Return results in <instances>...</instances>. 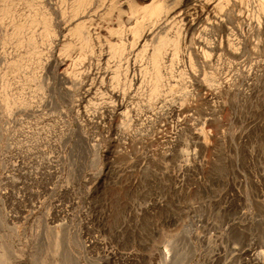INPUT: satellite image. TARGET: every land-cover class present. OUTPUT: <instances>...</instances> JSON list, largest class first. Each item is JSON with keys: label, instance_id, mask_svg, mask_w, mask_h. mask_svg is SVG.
Masks as SVG:
<instances>
[{"label": "rangeland", "instance_id": "374dc122", "mask_svg": "<svg viewBox=\"0 0 264 264\" xmlns=\"http://www.w3.org/2000/svg\"><path fill=\"white\" fill-rule=\"evenodd\" d=\"M59 1L69 17L72 1ZM120 1L96 0L85 28L115 21ZM163 1L167 10L178 2ZM214 1L219 19L205 39L224 47L200 65L183 57L179 25H169L133 56L142 82L118 116L109 95L130 90L123 64L131 41L114 57L105 40L68 33L77 83L66 90L56 76L60 66L47 64L48 0H0L4 264H264V0ZM233 26L247 28L243 49ZM157 46L167 57L160 76L149 60ZM101 49L110 57L101 73L107 69L111 78L99 84L81 64L95 63ZM201 87L211 102L201 100ZM171 104H193L183 117L187 126L170 141L158 139ZM76 106L92 114L78 120ZM200 130L205 138L196 137Z\"/></svg>", "mask_w": 264, "mask_h": 264}, {"label": "bare ground", "instance_id": "6f19581e", "mask_svg": "<svg viewBox=\"0 0 264 264\" xmlns=\"http://www.w3.org/2000/svg\"><path fill=\"white\" fill-rule=\"evenodd\" d=\"M5 1H7V0H5ZM58 1L59 0H48V4H47L48 10L45 11L46 18H44L45 23H44V21H43V23L45 25H47V27L46 26L45 27L48 29L47 32L50 36L49 37L50 38V40H49L50 44H48V45H50L49 46L50 47L49 48V53H50L49 56L50 57L48 59L47 64L53 70L56 67L60 66V72L57 73L56 76L58 77L60 86L63 87L64 89L71 90L72 88H74V85L77 83V81L75 79H73V76L71 77L70 72H69L72 62H71V58L67 54L69 53V51L73 47H72V43H70L71 40H70L68 33L73 32L72 34L76 35L75 37H77V38H82V37L84 38L85 37L88 39V42H90V43L92 40L93 41L94 40L95 41H102L101 39H103V41L105 40L107 42V44L109 45V51L110 52L112 51L111 54H113L114 57H118V56L122 55L123 50H124V47H123L124 43L123 42L129 41V43H130V41H131L130 55L126 57L125 65L123 64V66H125V69H124L125 72L124 73H125V77L127 80L126 82L129 83L130 90H129V92L126 91L127 95H126V93L120 92L119 91L120 89H118V88H117L118 91H110L109 90L110 91V95H109L110 101L112 102V104H113L112 106L114 107L113 111H111V113H113V114H117V115L120 114V112L122 111V108L125 106L124 105L125 102L127 101V100L126 101L124 100L125 97L128 96L129 94H131L133 88L135 86H138V84L140 82H142L141 75H140L141 72L139 73V71L141 70L140 65H137L136 59H134L133 56L135 57L141 51L145 50L148 47V42H152L156 38L158 39V36L163 32V30L168 28L169 25H171L173 23H177L179 25L180 33L182 34L181 35V43L183 45L182 46L183 47V49H182L183 50L182 51L183 57H185V58L186 57L187 58L193 57V59H196L197 62L200 63V65H201V62L205 58H207V54H208V56L209 55L211 56V57L209 56L210 58H212L213 55H215V54L217 55L216 52H219V50L222 47H224V45L222 46V44H223L222 40H220V41L214 40L213 43H208L205 39L207 37L208 31H209L208 28L210 26H213L215 23H217L216 20L219 19L215 15L216 13H214L215 9L218 7V5L215 4L214 0H177L178 1L177 4L172 9H168V10L166 9V4L164 3L163 0H121L120 2H118V6L115 7L118 10V16H117L115 21H109L108 23L99 24V25H95V26H94V24H91L92 26H94L91 29H89L90 27L89 28L87 27L88 29L85 28V23L83 22V20H84V18L89 16V13H90V11H92V9L94 7V3L96 2V0H71L72 1L70 3L71 4V6H70L71 10H70V7H68L69 11H70L69 17L66 14L67 11L65 12V10H67V9H64V10L61 9L60 5L62 6V2L61 1L58 2ZM63 2H66V1H63ZM58 3L60 4L59 6H58ZM124 8H126L128 10V12H126L127 10H124ZM117 10L115 12H117ZM138 14L139 15L141 14V16H139ZM42 15H44V14H42ZM137 15L141 18H138ZM44 16H42V17H44ZM90 16H91V14H90ZM42 17H41V20H43ZM220 17L223 18V17H226V15L222 14ZM33 18H32V20H33ZM88 20H90V19H88ZM31 23H32V21H31ZM33 23L34 24L36 23V19ZM25 24H27V23H25ZM17 25H19V23ZM250 25H251V23H250ZM88 26H89V24H88ZM126 26H129V29H130L129 34H127V33L123 34L122 29ZM245 29H247V28H245ZM244 30L242 28H240V26L239 27L233 26V32H234V35L236 36V40H239V43H236V44H238V45L240 44V47H242V49L246 46L245 45L246 38H247L246 36L248 35V34L247 35L245 34ZM228 35H229V33H228ZM230 37L226 41H228L227 43L229 46L234 47V41L230 40V42H229ZM248 39H249V37L247 38V40ZM160 46L153 48L152 53H150L152 48H150V50H149L150 51L149 53L151 54V56H149L150 57L149 60H151L150 61L151 66H153V68L157 71L156 76H160L158 72L160 70L162 63L166 62V58H167V57H164V55H162V48ZM104 49H101L100 55H98L99 57L95 63L93 62L94 61L93 60V61H90V62L87 61V62L81 64V67H83V69L85 68V70H87V71H84L86 78L89 80L91 79L92 82L93 81L99 82V84L106 82L107 80H110V78H111L110 74H109V73H111V71H108L106 68H104V69H106L105 72L101 73L102 67L104 65L106 66L108 64L107 60L109 57V53H108L109 51L104 52ZM241 51L242 50H240V52ZM240 56H242V55H240ZM183 57H182V60H183ZM86 60H88V59H86ZM189 60H191V59H189ZM84 61H82V62H84ZM184 61H185V59H184ZM166 64H167V62H166ZM114 66H116V65H114ZM108 67H110V66H108ZM141 67H142V65H141ZM191 71H193V70H191ZM254 71L255 70L251 71V69H250V71H248L249 74L247 73L248 76H250L251 73L254 74ZM84 73H83V75H84ZM247 74H246V76H247ZM53 75H54V72H53ZM192 77H194V80H197V78H196L197 73H193ZM84 79H85V77H84ZM144 80H145V78H144ZM51 82H52L51 85H53V83L55 82V76H53V78L51 79ZM245 83H246V81H245ZM140 85H141V83L139 84V86ZM207 85H208V83H207ZM94 86L92 84L89 89L87 88L88 89L87 95L84 98H82L81 101L78 100L80 105H82L83 102L88 101L87 100L88 96L91 95L93 90H95ZM99 87L100 86H98V88ZM202 87H201V90H203L202 92L205 93L206 91L204 92V89H202ZM105 88H104V90H105ZM136 89H137V87H136ZM136 89H134V90L136 91ZM198 89H200V88H198ZM209 89H211V88H209ZM111 90H113V89H111ZM95 92H97V91H95ZM68 93H70V92H68ZM66 95H67V93H66ZM131 95H130V97H131ZM133 95H134V93H133ZM200 95H201V93H200ZM204 95H205L204 98L202 97L201 100L204 101V99H205L206 101H210L208 99V96H210V95H208L207 92ZM94 97H95V95H94ZM107 98H108V96H107ZM210 99H211V96H210ZM88 103L89 102H87V104ZM191 105H193V104H191ZM191 105L190 104H187V105L186 104L185 105L179 104V106H177V105L171 104L169 107L170 108L169 116H170L171 121H170V123H168V121H166L164 124L162 123L163 125H161V128L160 129L158 128L160 131L157 129V132L159 131L158 134H156L157 138L158 139H166L169 141H170V139L172 140V138L174 139V137L177 136L178 132L180 131L181 127L187 126V122H185V118H186L185 113L187 112V110L189 108H191ZM76 107H78V106H76ZM79 107H78V112H77L78 117H79V119L77 118L78 120H82L83 118H87L90 116V115H88L89 110L87 111L85 108H83V109L81 108L84 106H79ZM125 108H127V107H125ZM135 109L136 108L134 107L133 110L135 111ZM150 109H152V108H150ZM136 110L138 111V108ZM142 110L140 109V111H142ZM148 110L149 109L144 110V111H148ZM76 111H77V109H76ZM129 111H132V109ZM104 112H107V111H104ZM150 112H147L149 114L144 113V115L147 114V116H148V115H150ZM128 113H130V112H128ZM132 113H134V112H132ZM139 113H140L139 116L142 117L141 114L143 112L142 113L139 112ZM90 114H92V113L90 112ZM93 114H95V113H93ZM118 116H120V115H118ZM93 117L96 118L95 115ZM183 117H185V118H183ZM201 129H204V127ZM167 130L168 131L170 130L169 131L170 136L164 135V133L167 132ZM200 132L201 133H199L198 135L195 134L196 137L198 139H200V137L204 136L203 138H205L206 137V133H205L206 131L200 130ZM207 135L209 137L214 136V134H212L210 132L209 133L207 132ZM209 137H207V139ZM5 261H6L5 256L0 257V264H4Z\"/></svg>", "mask_w": 264, "mask_h": 264}]
</instances>
